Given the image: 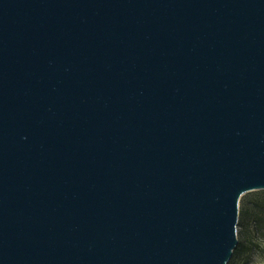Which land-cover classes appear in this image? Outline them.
<instances>
[{
	"label": "water",
	"instance_id": "1",
	"mask_svg": "<svg viewBox=\"0 0 264 264\" xmlns=\"http://www.w3.org/2000/svg\"><path fill=\"white\" fill-rule=\"evenodd\" d=\"M264 190V0H0V264H228Z\"/></svg>",
	"mask_w": 264,
	"mask_h": 264
},
{
	"label": "rangeland",
	"instance_id": "2",
	"mask_svg": "<svg viewBox=\"0 0 264 264\" xmlns=\"http://www.w3.org/2000/svg\"><path fill=\"white\" fill-rule=\"evenodd\" d=\"M239 208V243L228 264H264V190L245 194Z\"/></svg>",
	"mask_w": 264,
	"mask_h": 264
}]
</instances>
